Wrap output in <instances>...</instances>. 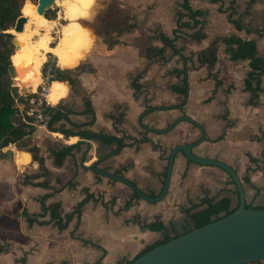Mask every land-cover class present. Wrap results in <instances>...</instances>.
<instances>
[{
    "label": "crops",
    "instance_id": "1",
    "mask_svg": "<svg viewBox=\"0 0 264 264\" xmlns=\"http://www.w3.org/2000/svg\"><path fill=\"white\" fill-rule=\"evenodd\" d=\"M188 1L201 11L206 37L197 42L191 36L195 28L183 26L175 40L181 53L167 46L163 55L149 56L150 47L164 45L161 33L174 36L181 12L186 13L184 0H116L122 15L112 18V37L94 45L89 59L61 67L73 69L77 77L75 85L56 79L67 84L68 93L50 104L61 105L64 116L51 128V115L49 126H36L15 145L0 148V264H126L167 235L192 229V213L207 206L206 198H227L230 208L239 205V190L228 171L194 162L182 151L163 199L134 198L123 182L89 168L120 142L79 133L123 138L122 150L99 167L124 175L152 197L163 189L172 149L191 143L196 155L236 169L248 205L264 207V74L259 85L247 86L250 61L233 58L225 41L231 35L252 39L257 55L264 57V0ZM80 5L78 0L73 4ZM88 10L93 7H83L81 16ZM230 12L252 31L238 29ZM77 17L76 12L77 28L87 31L93 43L91 29ZM183 20L191 21L188 16ZM124 26L134 28L118 36V27ZM106 40L117 41L110 45ZM215 40L217 61L210 68L200 53ZM185 83L187 94L174 90ZM33 145L45 157L44 168L28 150ZM73 145L58 164L53 151ZM87 197L80 222L75 217L64 229L43 207V201L47 207L59 203L65 216ZM156 219L163 221V229L144 227V221ZM244 264H264V259Z\"/></svg>",
    "mask_w": 264,
    "mask_h": 264
},
{
    "label": "trees",
    "instance_id": "2",
    "mask_svg": "<svg viewBox=\"0 0 264 264\" xmlns=\"http://www.w3.org/2000/svg\"><path fill=\"white\" fill-rule=\"evenodd\" d=\"M34 1L37 3L38 0H0V148H2V141L6 136H11L17 140H22L23 138L32 134L36 130V125L24 121L21 117L16 114V109L14 106L15 99L20 98L21 100H26L29 95H24L20 93L19 86L14 85L13 78L9 74V65L12 64L11 56L15 51V46L13 44L14 34L8 31L14 26L18 16L22 14V8L25 5L28 6ZM183 8L186 13L181 12L177 27L174 29V36L171 37L165 33H161V40L164 45L162 47H150L148 50L149 56L163 55L167 46L173 48L176 53H181L182 50L176 46L175 40L183 26L195 28V31L192 33L191 36L192 39L197 42L203 40L206 37V33L202 25L203 22L199 18V16H201V11L193 9L189 4L188 0H184ZM48 11H46L45 16L52 18L48 14ZM185 16H188L191 21L183 20ZM228 18L231 22L236 25L238 29L245 28L248 31H252L251 28L246 27L239 19L234 18L232 12L228 14ZM133 28L134 26L118 27V36L123 34L125 31L133 30ZM116 41L117 40L109 42V40H106V42H109L110 45H112ZM225 41L228 43V51L231 53V56L233 58L249 59L250 61V71L246 80L247 86L251 87L253 85V82L259 85L261 76L264 74V57H260L257 55L256 42L252 39L244 40L237 35L228 36L225 38ZM200 60L201 62L207 63L210 68L215 65L217 61V40L211 43L206 49H204L200 53ZM41 71L45 78L47 76L50 78V81L55 80L56 82H62L58 80H67L71 85H75L77 81V77L74 76L73 69H62L61 67L55 65V63H51L50 59L44 62ZM29 83L30 85H32L31 81H29ZM136 88H138L137 85ZM173 88L176 91L183 92L185 94L188 93V87L186 83L184 86H174ZM60 106L61 105L51 104L46 106V111L48 113H51L52 115V120L50 123L51 128H54V122L60 120L64 116L63 112L60 109ZM86 108L88 111H91L93 109L91 100L89 98H86ZM116 120L121 121L122 116L118 115ZM71 126L81 127L80 125L75 123H72ZM67 131L70 130L67 129ZM221 137H223V135L220 136V138ZM106 141L110 142L112 140L106 139ZM75 147L77 146H64L62 149L53 151L56 162L58 164H61L66 158L69 151ZM28 150L32 153L34 160H37L39 162L40 167L44 168L45 157L42 154L40 147L33 145L29 147ZM244 180L248 182L250 179L249 177H246L244 178ZM88 196H90L89 193ZM132 197L140 198V196L135 192H133ZM87 199L88 197L85 198L82 202H80L75 210L70 213H66L65 216H62L60 214L61 205L59 203H56L52 207H47L44 203L45 201H43V207L45 211L49 209L51 210L52 218L56 220L57 224L61 229H64L75 217H77L78 223L80 222L82 206L84 205ZM131 202L132 199L128 200L126 202V206H130ZM204 202L207 203L206 207H203L192 213V218L194 220L193 228L203 226L215 219L226 216L232 213L237 208H230L229 199L227 198L221 199L219 201H214L211 198H206ZM143 225L144 227L149 228L151 230H161L164 228L163 221L160 219H156L155 221L150 222L144 221ZM171 238H173V236L167 235L164 239L158 241L153 245L148 246L141 254L158 244L170 240ZM141 254H139L138 256H140ZM134 259L128 261L126 264H131Z\"/></svg>",
    "mask_w": 264,
    "mask_h": 264
},
{
    "label": "water",
    "instance_id": "3",
    "mask_svg": "<svg viewBox=\"0 0 264 264\" xmlns=\"http://www.w3.org/2000/svg\"><path fill=\"white\" fill-rule=\"evenodd\" d=\"M97 2V1H96ZM40 13L44 14L53 8L56 0H38ZM29 17L23 12L13 26L16 32H22ZM20 41L15 36L13 44L16 48ZM15 69L9 65V74L13 78ZM31 85L19 87V91L28 94ZM80 136L97 138H112L120 142L116 149L98 157L89 168L94 172L114 178L123 182L134 192L148 201H159L168 192L172 169L178 151H182L190 160L200 164L217 165L226 171L234 179L240 196L238 207L230 214L215 219L203 226L192 228L182 234L176 235L170 240L158 244L134 259L131 264H244L251 261L264 259V207L250 206L246 200L243 181L232 166L218 159L200 157L193 152V144H179L170 153L167 175L161 193L152 197L140 189L133 181L108 170L99 167L101 161L119 153L125 145L123 138L119 136L100 134L95 132L79 133ZM17 139L6 136L2 141V147L13 146ZM8 156L13 155V150L7 151Z\"/></svg>",
    "mask_w": 264,
    "mask_h": 264
},
{
    "label": "bare ground",
    "instance_id": "4",
    "mask_svg": "<svg viewBox=\"0 0 264 264\" xmlns=\"http://www.w3.org/2000/svg\"><path fill=\"white\" fill-rule=\"evenodd\" d=\"M62 0H56V2L61 3ZM77 0L62 1L64 6V14L67 20L71 21L62 25L61 36L57 43L52 45V33L51 30L55 27V20H48L40 13V8L35 3H31L28 6L23 7V12L29 17L25 24V28L22 32H16L15 29L11 31L18 36L20 41L18 46V53L13 55L12 67L15 69V75L13 79L16 81L19 77L22 79V85H30L25 77L31 78L32 90H36L38 85L42 81V74L39 67L47 59V53L52 52L58 57L59 64L64 67H71L70 65L78 64L85 53L91 48V36L85 30H80L78 24L74 23V13H78L79 10L83 8V5L79 7H74L73 4ZM40 5V4H39ZM27 6V7H26ZM93 10L96 8L95 5L92 6ZM93 16H88L90 19ZM73 18V21H72ZM83 19V18H82ZM32 24L35 25V29H32ZM44 31V32H42ZM38 35V37H36ZM93 38V37H92ZM28 40V42H27ZM28 43V44H27ZM27 45V46H26ZM24 49V53L21 52ZM12 60V56H11ZM18 63V66L15 65ZM68 93V86L64 82H53L50 87V92L48 98L51 103H59L60 99L66 96ZM20 161V160H19Z\"/></svg>",
    "mask_w": 264,
    "mask_h": 264
},
{
    "label": "rangeland",
    "instance_id": "5",
    "mask_svg": "<svg viewBox=\"0 0 264 264\" xmlns=\"http://www.w3.org/2000/svg\"><path fill=\"white\" fill-rule=\"evenodd\" d=\"M62 1H61V3L56 2L54 4L53 8L49 9L48 14L52 18L46 17L43 14V16L46 17V18H48V20H55V22H56L54 29L51 30V33H52V36H53L52 37V45L53 44L55 45L57 43V41L59 40V38L61 36V31L60 30H61L62 25L68 24L67 23L68 20L65 17V14H64V6L62 4ZM64 1H68V0H64ZM96 1H97L96 2L97 7L94 10H91V11L88 10L87 12H85L87 14V17L88 16H93V17L90 18V19H88V18H86V19L80 18L79 19L82 24L86 25L87 27H89L91 29L92 34H93V43H92V46L89 49V51H87L85 53L84 57L81 58L80 62L89 59L90 55L94 51L93 50L94 49V45L98 44L101 40L104 41L105 39L112 37V34H114L113 33L114 31H112L111 28H114V26H115V24H112V22H113L112 21V18H119L122 15L121 12H120V10L118 9V5H117L116 0H112V2H110L109 0H96ZM33 3H35L36 5H38L39 8H40L39 3H36L35 1ZM22 10H23V8H22ZM81 10H79L78 17L77 18H79L81 16V13H82ZM109 15H111V18L108 17ZM31 28L32 29H35V25L32 24V27ZM11 29H14V28L12 27L8 31L11 32V33H13L11 31ZM42 32H44V31H42ZM97 33L99 34L98 36H97ZM13 34H14V37L15 36H18L15 33H13ZM36 37H38V35H36ZM27 42H28V40H27ZM14 46H15V44H14ZM17 53H18V47L16 48V46H15V51L12 54V63L14 61L13 60V55L15 54V57H16ZM23 53H24V49L21 52V55ZM49 59L51 60V63H55V65H57V66L64 67V66H62V65L59 64L58 57L55 54H53L52 52H48L47 53V59L44 62L48 61ZM16 62H17V57H16ZM43 64L44 63H42L39 67H37L40 70V72H41V68H42ZM16 65L18 66V63ZM41 74H42V72H41ZM42 76H43V74H42ZM24 79L29 80V78H27V77L23 78V80ZM44 79H45V77H44ZM29 81H31V78H30ZM22 82H24V81H22V79H20L19 77L17 78L16 81L13 79L14 85H18L19 87L20 86L21 87H26L25 85H22ZM54 82H56V81H54ZM27 85H29V84H27Z\"/></svg>",
    "mask_w": 264,
    "mask_h": 264
},
{
    "label": "built area",
    "instance_id": "6",
    "mask_svg": "<svg viewBox=\"0 0 264 264\" xmlns=\"http://www.w3.org/2000/svg\"><path fill=\"white\" fill-rule=\"evenodd\" d=\"M50 85L51 81L47 76L41 81L36 90H31L28 94H24L29 95L26 100L16 98L14 104L16 114L24 121L32 123L33 125L49 126L51 114L46 111V106L50 104L48 98Z\"/></svg>",
    "mask_w": 264,
    "mask_h": 264
},
{
    "label": "clouds",
    "instance_id": "7",
    "mask_svg": "<svg viewBox=\"0 0 264 264\" xmlns=\"http://www.w3.org/2000/svg\"><path fill=\"white\" fill-rule=\"evenodd\" d=\"M78 2L81 3L85 9H88L94 5L95 0H78ZM80 18L86 19L87 14L86 13L82 14V16Z\"/></svg>",
    "mask_w": 264,
    "mask_h": 264
}]
</instances>
